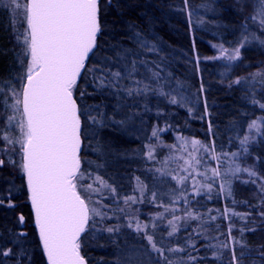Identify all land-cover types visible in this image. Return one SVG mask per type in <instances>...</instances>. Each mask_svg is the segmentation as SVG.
Masks as SVG:
<instances>
[{"label": "trees", "instance_id": "obj_1", "mask_svg": "<svg viewBox=\"0 0 264 264\" xmlns=\"http://www.w3.org/2000/svg\"><path fill=\"white\" fill-rule=\"evenodd\" d=\"M204 2L188 0L187 6L184 0L100 2L102 31L97 43L104 52L113 55V46L132 48L153 67L155 63L161 65V75L170 77L161 82L164 89L168 90L173 80L179 81L181 88L175 105L160 104L158 95L150 94L146 101L127 113L132 117L128 124L135 132L139 129L143 134L147 132L150 143L146 146L145 142L129 139L126 129L118 125L96 132L82 117L83 131L87 129L88 133L83 136L84 152L77 191L81 197L94 199L93 203L87 202L91 220L80 242V253L88 264H127L133 252L138 264H155L157 258L160 264H167L152 250L146 235L153 237L157 247L165 249L164 257L172 264H231L233 250L239 264H264V135L255 129L249 131L248 127L253 121H264V43H261L264 28L256 16L255 0H208V9L212 13L197 15L195 7ZM130 25H135L136 30L155 43L159 51L139 49L131 38ZM25 32L22 16L0 4V93L7 91L11 95L13 90L16 93L22 91L26 64L30 62L23 44ZM218 47L227 51L241 49L238 63L223 67L215 61L206 62L214 57ZM94 59L91 56L89 61ZM89 67L90 62H87L85 70ZM140 73H144L143 66ZM78 86L93 91L88 80ZM180 97L184 99L182 102ZM102 102L108 105L105 111L111 112L114 100L110 97L97 94L78 100L82 106ZM7 104L8 107H4V101L0 100V160H3L0 165V249L10 247L16 252L19 241L29 253L24 264H48L23 171L19 128L22 112L14 100H8ZM14 107L20 110L16 111V118L9 127L4 118L13 115ZM162 111L163 121L158 119V112ZM173 112L177 117L167 120L165 117ZM123 116L125 112L121 111L117 119ZM161 124H169L173 136L195 138L213 148L216 155L227 154L223 161L218 160V168L226 177L209 179L205 174L203 177L217 182L208 184L211 191L206 186L208 191H201L198 196L189 192L192 204L188 208L178 207L176 199L174 204L179 212L175 213L173 200L170 206L166 203L168 208L162 211V204L153 206L149 202L148 196L154 195L142 197L137 190V186L143 185L148 178L147 170L166 164L162 160L165 152L152 143L155 139L152 133ZM90 131L97 134L96 146H108L114 152L106 159V174L90 171L85 164L90 157L87 152ZM261 131L264 132V126ZM5 135L15 143L5 141ZM244 135L250 137L245 145L247 152L240 147ZM142 146L143 154L132 157ZM120 153L123 159L117 160L114 155ZM232 153L238 155L233 157ZM213 164L211 161L210 166ZM236 167H239L240 175L234 171ZM245 169L256 175L248 177ZM80 177L82 183H79ZM82 184L91 185L90 190L79 189ZM129 197H134L135 202ZM196 202L199 205H195ZM201 213H207L211 221L208 241L200 236L193 217ZM169 221L176 225V232L172 233ZM137 224L142 231H136ZM109 227L114 229L112 233L106 231ZM172 248L181 251L169 252ZM0 264H16V258L0 256Z\"/></svg>", "mask_w": 264, "mask_h": 264}, {"label": "snow or ice", "instance_id": "obj_2", "mask_svg": "<svg viewBox=\"0 0 264 264\" xmlns=\"http://www.w3.org/2000/svg\"><path fill=\"white\" fill-rule=\"evenodd\" d=\"M107 2L111 4V0ZM187 3L188 0H184L185 6ZM0 4L19 13L26 27L23 44L30 62L26 64L22 91L16 93L13 90L11 95L7 91L0 93V100L4 101V107H8V100L23 106L25 119L19 122L23 137V171L42 249L47 254L49 264H85L80 255V236L89 221L90 210L77 191L82 136L86 137L88 133L87 129L82 132V117L96 132L111 125L123 128L132 119L127 113L146 101L150 94L168 96L172 104L177 103V100L164 90L161 82L166 81L167 77L161 75L163 69L159 63L153 67L141 57L140 52L125 46H113V55H108L98 45L97 37L102 31L100 0H0ZM255 6L256 16L264 28V0H255ZM129 27L131 38L139 49L154 53L159 51L155 43L136 30L135 25ZM90 54L95 58L93 61H89ZM238 57L239 49H236L229 59ZM86 62H90L87 70ZM141 66L144 68L143 74L140 73ZM83 80L89 81L92 92L78 86ZM97 94L114 100L111 112L105 111L108 105L103 102L83 106L78 103L86 96ZM144 108L147 110L146 103ZM121 111L125 112V116L117 119ZM12 120L13 115L4 118L9 127ZM262 126L264 121H253L248 127L249 131L255 129L264 135ZM152 135L156 136V131ZM4 140L15 143L6 135ZM249 140L248 135L240 139L243 152L248 151L245 145ZM192 143L196 145L198 142ZM237 155L232 153L233 157ZM2 164L3 160H0ZM234 171L239 172V167ZM245 171L250 176L256 175L250 169ZM212 175L220 176L219 168H214ZM129 199L135 202L134 197ZM23 219L21 216L20 220ZM169 224L172 225V233L176 232L173 221H169ZM142 230L137 224L136 231ZM106 231L112 233L114 229L109 227ZM146 239L153 251L159 253L167 264H172L171 260L164 257L165 249L157 247L151 235H146ZM17 244L19 247L16 252L10 247L0 249V256L15 257L16 264H24L29 253L22 243L17 241ZM168 251L177 252L181 249L172 248ZM127 264H138L135 252L129 255ZM155 264H160L159 258ZM231 264H239L235 250L232 252Z\"/></svg>", "mask_w": 264, "mask_h": 264}, {"label": "rangeland", "instance_id": "obj_3", "mask_svg": "<svg viewBox=\"0 0 264 264\" xmlns=\"http://www.w3.org/2000/svg\"><path fill=\"white\" fill-rule=\"evenodd\" d=\"M194 11L197 13V15L212 13L208 9V0H205L204 3L196 6ZM235 51H227L223 49V47H218L215 50L214 57L208 59L206 62L215 61L223 67L234 66L238 63V61L241 58L240 55L241 49H239V57L237 59H229V57ZM167 79H170V77H167ZM168 86L169 89L168 90L164 89L165 92L174 95L178 102L179 101L178 91L181 88V83L179 81L173 80V83H170ZM157 97L160 104L164 103L170 106L173 105L172 103L169 102L170 97L159 96V95ZM183 100L184 99L180 97V102H182ZM15 106L21 109V105L18 106L15 105ZM16 107L12 109L14 120L16 118V110H15ZM162 113H164V111L158 112V116H159L158 119L161 120L162 118L163 121L164 115ZM22 117L24 119L23 114ZM173 117L175 118L177 117V114L174 112L170 115H167L165 118H167V120H171L173 119ZM123 128L126 129L125 133H127L129 139L140 140L142 141V143L145 142V146L146 144L150 143L149 139H147V132H144L143 134L142 129H139L138 131L136 130L135 132L134 127L130 126L129 124H127V126ZM171 129L172 127L169 124H161L158 127V129L157 128L154 129L157 135L155 136V139L152 143L156 144L158 150H162L165 152V158H163L162 160H164L166 164H164L163 166H158L154 170L153 169L147 170L148 178L145 179L143 185L137 186V190H138V195H141L142 197L146 196L147 194L154 195L155 197L148 196L149 202L152 203L153 206L162 204L161 205L162 211L164 209H167L168 205L170 206L169 204L170 201L173 200V212L175 213V212H179V209H176L174 204L176 199H177L176 205L178 207L188 208L192 204L189 201V197H188L189 192L191 193L193 192L195 196H198L201 191L204 192L208 191V189L206 188V186H209L208 184L217 183V182L214 183L212 181H209V179L219 178L221 180V176L226 177V175L224 174H221L220 176H216V177H213L212 175V170L214 168H218V162H219L218 160L220 159V161H223L226 155L225 154L216 155L215 152L213 151V148H208L201 141L195 138L188 139V138H183L181 136L180 137L173 136V132H171ZM168 135L170 136L165 138ZM88 136L90 139V144L89 147H87V152L90 157H88L85 164L88 170L90 171L95 170L99 174L101 173L106 174L107 173L106 159L107 157L113 156L114 152L110 151L108 146L106 148H100L95 145V141L97 138L96 133L90 131ZM193 141H197L198 143L196 145H193L192 143ZM122 144L123 143H121V145ZM125 147H127V145ZM127 148L129 149V147ZM125 149L126 148H124V150ZM143 150H144L143 146L140 147L139 152L135 151L132 157L138 158L141 153L143 154ZM114 156L117 160L123 159L121 153L120 155L115 154ZM93 157L94 158L96 157L97 159L95 160L93 159ZM217 157H219V159H217ZM211 161L214 162L215 164L210 166ZM205 174L209 179L203 177L205 176ZM208 174L210 175V177L208 176ZM243 174L247 176V173L243 172ZM78 175L80 176V173ZM239 175H240V171H239ZM249 176L250 175H248V177ZM82 180L83 178L80 177L79 183L80 182L82 183ZM77 188H78V184H77ZM79 189H82L85 192H87V190H90L89 185H83V184L79 186ZM141 189L143 190L141 191ZM82 198L86 201V203L94 202V199H92L91 196L87 198L86 196L82 195ZM156 199L159 201H163L164 203L163 202L161 203ZM166 203H168V205ZM195 205H199V202H196ZM89 210L91 211V209ZM193 217L197 221L198 231L200 236H202L205 241H208L210 238L209 226L211 223L209 216H207V213H201L199 215H193ZM81 247L82 244L80 245V248Z\"/></svg>", "mask_w": 264, "mask_h": 264}, {"label": "water", "instance_id": "obj_4", "mask_svg": "<svg viewBox=\"0 0 264 264\" xmlns=\"http://www.w3.org/2000/svg\"><path fill=\"white\" fill-rule=\"evenodd\" d=\"M100 2H101V0H100ZM90 57H91V54H90ZM89 57V58H90ZM87 63V62H86ZM22 104H21V110H22ZM22 114H23V112H22ZM24 119H25V117H24ZM83 123H82V132H83ZM82 140H83V136H82ZM83 151H84V142L82 143V146H81V151H80V159H81V156H82V154H83ZM22 156H23V150H22ZM22 163H24V160H23V158H22ZM25 181H26V176H25ZM26 185H27V183H26ZM28 192H29V190H28ZM29 195H30V193H29ZM82 198V197H81ZM83 199V198H82ZM31 202V201H30ZM85 203H86V201H85ZM87 204V203H86ZM33 208V207H32ZM33 211H34V208H33ZM35 214V213H34ZM90 220H91V213H90V217H89V221H88V223L86 224V226H85V230H84V232L83 233H81V236H80V242H81V240L84 238V236H85V234H86V232H87V230H88V228H89V225H90ZM36 227H37V229H38V231H39V228H38V226L36 225ZM41 244H42V242H41ZM80 255H81V253H80ZM45 256H46V259H47V254L45 253ZM82 256V255H81ZM83 257V256H82ZM83 259H84V261H85V264H88L87 263V261H86V259L83 257ZM48 261V260H47ZM48 264H49V262H48Z\"/></svg>", "mask_w": 264, "mask_h": 264}, {"label": "flooded vegetation", "instance_id": "obj_5", "mask_svg": "<svg viewBox=\"0 0 264 264\" xmlns=\"http://www.w3.org/2000/svg\"><path fill=\"white\" fill-rule=\"evenodd\" d=\"M84 152V151H83ZM83 155V154H82ZM81 163H82V156H81Z\"/></svg>", "mask_w": 264, "mask_h": 264}]
</instances>
